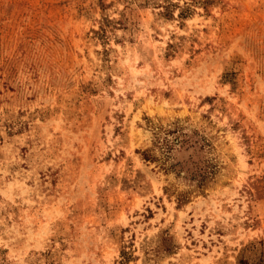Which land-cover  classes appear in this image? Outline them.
<instances>
[{"label": "rangeland", "instance_id": "obj_1", "mask_svg": "<svg viewBox=\"0 0 264 264\" xmlns=\"http://www.w3.org/2000/svg\"><path fill=\"white\" fill-rule=\"evenodd\" d=\"M0 264H264V0H0Z\"/></svg>", "mask_w": 264, "mask_h": 264}]
</instances>
